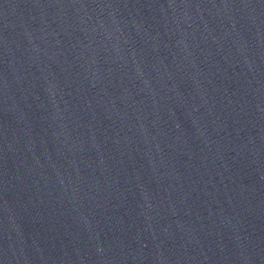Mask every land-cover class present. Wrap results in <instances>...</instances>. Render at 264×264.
<instances>
[{
	"label": "water",
	"instance_id": "water-1",
	"mask_svg": "<svg viewBox=\"0 0 264 264\" xmlns=\"http://www.w3.org/2000/svg\"><path fill=\"white\" fill-rule=\"evenodd\" d=\"M0 264H264V0H0Z\"/></svg>",
	"mask_w": 264,
	"mask_h": 264
}]
</instances>
